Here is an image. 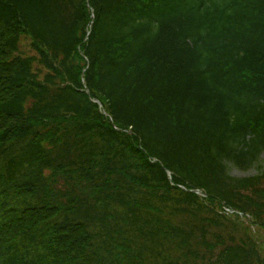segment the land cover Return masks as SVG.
I'll use <instances>...</instances> for the list:
<instances>
[{
	"label": "trees",
	"instance_id": "trees-1",
	"mask_svg": "<svg viewBox=\"0 0 264 264\" xmlns=\"http://www.w3.org/2000/svg\"><path fill=\"white\" fill-rule=\"evenodd\" d=\"M262 152L264 0H0V264H264Z\"/></svg>",
	"mask_w": 264,
	"mask_h": 264
},
{
	"label": "rangeland",
	"instance_id": "rangeland-1",
	"mask_svg": "<svg viewBox=\"0 0 264 264\" xmlns=\"http://www.w3.org/2000/svg\"><path fill=\"white\" fill-rule=\"evenodd\" d=\"M22 54L23 56L34 55V53L31 51L29 47V40L26 37H21V41L19 44V54L15 53L14 55H20L22 57ZM263 166H264V152L261 153L258 161L250 168L243 169L229 165L228 169L230 176L241 179V178H248L257 175L258 171ZM200 195L203 194L200 193ZM223 207H224L223 205H220L217 206L216 208L218 210H223ZM230 217L239 223H243L247 228H249V231L252 234L255 241L258 243V245L262 246V248L264 249V229H261L253 225L252 221L250 220V218H248V216H244L240 213L235 212Z\"/></svg>",
	"mask_w": 264,
	"mask_h": 264
},
{
	"label": "built area",
	"instance_id": "built-area-1",
	"mask_svg": "<svg viewBox=\"0 0 264 264\" xmlns=\"http://www.w3.org/2000/svg\"><path fill=\"white\" fill-rule=\"evenodd\" d=\"M223 210H224V213L227 214V215H231V214L234 213L232 210H229L227 208H223Z\"/></svg>",
	"mask_w": 264,
	"mask_h": 264
}]
</instances>
